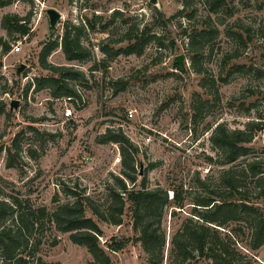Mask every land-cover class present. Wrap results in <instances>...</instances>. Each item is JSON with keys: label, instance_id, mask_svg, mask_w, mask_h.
Returning a JSON list of instances; mask_svg holds the SVG:
<instances>
[{"label": "rangeland", "instance_id": "obj_1", "mask_svg": "<svg viewBox=\"0 0 264 264\" xmlns=\"http://www.w3.org/2000/svg\"><path fill=\"white\" fill-rule=\"evenodd\" d=\"M0 1V201L17 200L25 217V208L45 207L51 212L74 200L70 191L89 196L103 210L107 188L115 186L113 177H122L123 169L118 145L99 144L97 138L107 129L119 131L138 150L136 170L142 166L146 187L162 188L169 200L176 190L186 205L175 216H171L172 206L164 212L166 257L172 233L196 202L212 195L221 184L222 172L234 167L240 182L247 184L241 174L244 162L264 160L263 132H254L246 144L248 155L230 165L223 163V153L211 141L218 126L234 131L250 122H264V0H226L230 12L211 15L219 30L217 38L199 49L190 48L181 32L188 25L201 26L207 16L204 0H192L196 15L191 22L183 17L167 22L182 8L180 0H154V4L150 0ZM49 8L61 15L54 29L48 27ZM5 15L26 22L28 34L4 29ZM234 24L241 26L246 43L230 34ZM81 27L80 44L88 55L68 61L61 38L65 30L73 36L72 28ZM134 37L143 44L141 53L121 51L112 58L111 53L133 44L128 38ZM53 41L58 46L46 63L82 74L68 80L83 95L82 104L53 98L49 89L36 84L52 77L43 69L40 54ZM16 42L18 52L13 51ZM104 46L109 57L101 51ZM179 55L185 61L182 71L173 63ZM20 65L23 70L16 74ZM14 100L19 105L10 112ZM65 108L71 109L72 119L63 118ZM141 178L138 174L136 187ZM258 204L263 206L264 200ZM128 206L119 226L99 222L87 213L102 231L103 247L105 241L124 243L117 251H107L109 264H146L141 244L134 242L138 234ZM2 223L15 226L11 216ZM27 234V247L18 253L27 264L38 258L60 264L91 261L87 250L58 232L47 217ZM240 250L249 264H264V243L255 251Z\"/></svg>", "mask_w": 264, "mask_h": 264}, {"label": "trees", "instance_id": "obj_2", "mask_svg": "<svg viewBox=\"0 0 264 264\" xmlns=\"http://www.w3.org/2000/svg\"><path fill=\"white\" fill-rule=\"evenodd\" d=\"M180 1L182 8L168 18L167 22L176 17L186 18L188 22L195 18L196 10L192 0ZM203 3L207 16L201 21V26L188 25L181 32L188 39L190 48L194 49L203 48L217 38L219 30L212 24L211 15L230 12L226 0H204ZM2 5L3 2L0 1V6ZM157 14L162 17L160 12ZM1 25L7 31L17 32L20 36H25L29 32L26 22L22 23V19L16 15L3 16ZM240 29V25L234 24L229 32L243 44L246 40ZM72 30H75L73 36L70 30H65L60 47L68 61H81L88 55V51L80 44V33L83 28H72ZM135 39V37L128 38L129 41L134 40V43L128 45L125 50L111 53L112 58L121 51L129 54L141 53L143 44L139 45ZM261 39L264 44V34ZM57 46V42L53 41L43 47L40 63L43 69L51 72L52 77L36 80V84L38 88L49 89L53 98L71 97L75 92L68 80H76L82 74L72 67L46 63V57ZM101 51L109 57L106 46L102 47ZM234 57L238 56L234 55ZM175 67L179 69L178 66ZM256 131L263 132L264 135V122H250L243 130L234 131H227L222 126H218L211 141L223 153V163L230 165L239 157L248 155L246 144L252 141L253 133ZM97 142L117 144L122 159V177L114 176L115 186H108L105 208L101 210L89 196L70 190L68 193L74 196V200L59 204L51 212H47L45 207L25 208L28 217L20 212L21 205L17 200H12L10 204L0 201V260L3 264L28 263L18 253H21V248L27 247V233L31 232L44 217L49 219L58 232L68 234L73 244L87 250L91 261L86 264H109L107 251H117L124 246V243L105 241L103 247L100 242L102 231L87 213L99 222L119 226L122 224L127 205H129L132 228L138 234L134 242L141 244L146 264H195L201 260H207L211 264H249L248 256L244 255L240 248L248 252L255 251L264 243V205L258 204L264 200L262 157L244 162L241 174L243 179L248 181L247 184L240 182L241 177L234 167L222 172L221 184L212 195L196 202L194 204L196 206L190 209V215L182 219L174 230L165 257L166 239L162 227L164 212L169 206L174 209L171 216L182 212L186 206L183 198L176 190H172L173 196L169 200L166 191L162 188L146 187L145 173L142 174L139 186L136 187L139 171L136 170L135 155L138 150L121 132L107 129L98 136ZM7 216L13 218L15 226H1ZM34 264L60 263H48L38 258Z\"/></svg>", "mask_w": 264, "mask_h": 264}, {"label": "water", "instance_id": "obj_3", "mask_svg": "<svg viewBox=\"0 0 264 264\" xmlns=\"http://www.w3.org/2000/svg\"><path fill=\"white\" fill-rule=\"evenodd\" d=\"M150 3L154 4V0H150ZM46 15L48 18V27L50 29H54L58 21L61 19L60 13L53 8H49L46 10ZM173 63L176 64L181 71L185 69L184 56L182 55L176 56L174 58ZM22 70H23V66L20 65L16 70V74H19ZM18 105H19V101H15V100L12 101L9 105L10 112H12L13 110H16L18 108ZM141 169H142V166L140 165V170L138 173L139 176L142 175Z\"/></svg>", "mask_w": 264, "mask_h": 264}, {"label": "built area", "instance_id": "obj_4", "mask_svg": "<svg viewBox=\"0 0 264 264\" xmlns=\"http://www.w3.org/2000/svg\"><path fill=\"white\" fill-rule=\"evenodd\" d=\"M13 51L14 52H18L19 51V42H16L15 45L13 46ZM75 92V90H74ZM64 99H66V101H77V103L82 104L84 102V97L81 94L80 91L76 90L75 95L71 96V97H63ZM128 117L132 118V113L128 112ZM63 118L65 120H70L72 119V112L71 109L69 108H65L64 109V113H63ZM116 161H119V159L117 158Z\"/></svg>", "mask_w": 264, "mask_h": 264}]
</instances>
